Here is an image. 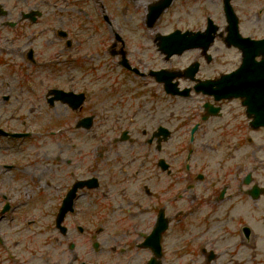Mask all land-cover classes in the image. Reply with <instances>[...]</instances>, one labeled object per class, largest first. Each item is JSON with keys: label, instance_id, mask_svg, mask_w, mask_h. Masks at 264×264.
Returning a JSON list of instances; mask_svg holds the SVG:
<instances>
[{"label": "flooded vegetation", "instance_id": "obj_1", "mask_svg": "<svg viewBox=\"0 0 264 264\" xmlns=\"http://www.w3.org/2000/svg\"><path fill=\"white\" fill-rule=\"evenodd\" d=\"M127 1H124L125 5H123L122 0H115L114 11L120 10L121 5L128 11L137 8L132 0H130L129 7L125 3ZM178 1L181 9L176 16H172L175 11L170 13L176 21L170 29L178 28L183 32H198V42L205 45V50L201 46H196L165 60L170 63L173 58L187 55V58H190L187 59L189 62L196 60L199 63L195 74L196 79L182 77L176 79L180 88L189 89V94L184 97L178 96L185 101L178 104L176 114L180 116L177 123L180 128L178 140L172 145L170 136L175 133L174 129L169 127L170 116L173 114L169 110V94L165 92L162 84L154 81L150 73L151 69L147 67L146 62H138L134 65L140 69L139 72L129 71L125 68L123 71L127 76L137 78L145 89L149 86L148 94L153 91L152 84H156L159 95L162 97L156 106L149 103L150 107L143 106L142 110L138 109L139 112L133 113L113 110L102 102L103 106L98 109L99 117L93 118L90 127H84L79 125L80 121L92 114L88 112L80 115V111L87 104L84 102L73 107V104L78 103L73 101L70 105L63 104L70 116L64 123L73 122L76 117L72 123L75 132L68 131L67 124H62L59 125L61 129L57 126L55 129L45 130L46 134L42 133L39 121L41 117L32 113L36 106L37 108L41 107L42 95L39 89L45 85L42 86L41 83L34 82V80L40 78L41 73L51 81L58 77L55 70L42 69L45 66H50L54 56L58 55L55 51L50 53V57H43L45 50L54 45L52 38L46 35L56 29L54 23L56 16L63 21L59 22L61 28L65 22L70 25H78L79 28L89 27L99 30L109 26L112 29L113 21L106 13L111 10V3L107 1L108 10H105L102 3L104 0H67L66 6L60 5L59 7H76L77 13L67 16L65 20L64 13H59L61 16H58L52 11L57 8L58 2L55 0H50V2L46 0H0V29L4 27V30L10 34L7 36V46L3 47L5 48L3 49L4 55L9 58L8 53L15 50L14 53L17 56L23 57L24 61L19 57L17 60L13 57L10 58L13 59L18 78L25 80L21 87L13 88L17 89L12 91L13 94L9 91L5 93L6 90L0 87V189L15 188L20 184L18 182L23 179L20 176L27 172V168H30L38 173L33 178V181L37 183L33 187V189H37V196L32 195L33 199L30 204L39 205L42 203L41 200L44 197L42 189H51L56 195L58 192L60 194L52 212L54 222L66 196L72 208L66 210L64 222L76 219L87 220L90 208H95V215L98 216L97 221H104L105 217L100 215L103 213L99 212V208L106 207L109 210L116 208L120 214L129 217L131 221L129 225L124 226L126 218L124 216L116 218L115 222L120 229V240L124 241L125 245L119 248V261L112 264H132L131 250H134V253H146L147 256L145 255L141 264H148L147 260L151 257V252L143 245L146 235L154 228L159 218H163L167 223V228L161 236V244L164 238L167 239V244L165 247L162 244L160 264L213 263L219 254L217 251L218 238H220L219 236L225 237L227 234L223 228L225 226L232 232L238 233L242 240L249 241L253 234V229L247 232V229L244 228L246 225L244 220L247 219V216L236 211L235 205H243L244 202L248 205L250 200H254L250 197L251 190L254 185L258 186V183L252 178L247 166L234 167L228 164L229 155L233 156V153L227 154L241 148L242 154L246 155L247 149H250V143L264 141V126L253 125L252 118L249 114L247 115L249 113L247 107L242 104L239 97L214 98V95L219 93V86L215 84V81L238 69L241 54L234 46L227 45V22L224 21L222 24L218 22L215 9L199 8L196 3L200 0ZM212 1L215 5L218 2V0ZM232 1L230 0L231 3ZM219 2L223 14V0H219ZM47 9L54 18L53 21L47 14L48 11L46 13ZM91 13L97 20L96 23L91 21ZM116 19L118 18L115 15L114 30L117 25ZM120 28L121 26L118 24L117 30ZM69 29L72 31L71 34ZM56 33L59 36L57 30ZM245 33L250 34L253 38H264V34H257V32ZM61 34H65L66 38L61 43L60 52L68 51L71 56L70 52L78 50L77 47L83 40L79 41L78 34L74 33L73 28L70 27L61 31ZM116 34L114 33L115 38ZM42 36L45 38L43 39ZM144 36L150 39L145 38L144 41L153 43V34ZM39 38L40 40H38ZM73 42L75 44L72 46ZM115 45L113 50H119L120 53L121 46L124 49L125 40L116 38ZM19 46L26 50L25 53H23L24 50L17 51ZM74 46L77 47L73 48ZM252 51H256V49H252ZM190 53L193 54L190 55ZM126 56L133 65L127 51ZM116 57L120 58L121 56L116 53ZM255 60L260 61L261 57L255 56ZM119 61L118 59L117 64L120 65ZM188 63L185 65L187 66ZM181 64L178 63L179 67L185 66ZM51 81L49 83H52ZM232 81L235 84L240 82L236 79ZM27 83L33 84L31 87L33 91L29 89L30 87L28 88ZM49 86L44 93V98L46 105L53 107L58 102L46 101L49 98L47 93L58 87H53V84ZM6 88L4 87V89ZM230 90L231 93L236 92L238 87L233 86ZM81 91L83 90H75L77 93ZM209 93L213 94L209 95ZM27 100H29V105H26ZM114 104L119 105L118 102ZM138 114L146 125L141 124V120L137 125L135 116ZM32 124L39 130L30 132L27 127ZM194 126L197 127L193 132ZM64 127H66L65 132L62 133ZM161 127H167L170 134L168 132L166 134ZM41 137L44 140L49 137L55 141L56 149L50 152L56 160V166L49 169L42 167V163L38 159L42 149L36 146L35 142L39 141ZM231 141H234L233 146ZM193 142L198 143L197 148L189 147L187 150L188 144ZM9 150L11 153L19 151L21 155L25 154L19 158L7 159L6 155L9 154ZM220 151L226 155H222ZM217 160L224 161L225 164L220 165ZM17 171H20V175ZM7 173L11 174L12 178L6 176ZM41 178L45 181L44 185ZM248 178L252 181H246ZM27 184L26 186L31 187ZM260 191H262L260 194L262 196L264 189L259 188ZM6 195L5 191L0 194V221L5 220L9 225L15 219L17 227V224L25 220L22 215L27 216L31 211L20 213L24 203H21L20 200L13 205ZM4 205H7V209L1 212ZM39 207L43 209L42 206L39 205ZM9 213L12 215L7 218ZM28 220V225H32L35 221L34 219ZM5 225L6 223H3V226ZM79 225H75V230L78 233L84 232V227L81 225V229H79L77 227ZM218 228H222V230H218ZM67 233L66 226L62 236ZM129 234L134 237L128 238ZM184 234L185 236L182 237ZM1 235H3L2 232H0ZM169 237L173 244L166 251ZM91 238L95 239V234H92ZM5 243L6 241L0 237L1 251L4 250L2 246ZM71 243L74 244L69 241L68 248ZM97 243L99 246V241ZM98 246L93 251L97 250ZM112 249L114 248H110V251ZM176 253L177 260L170 261L171 255ZM185 253H189L190 258L182 260ZM2 257L5 258V255ZM7 258L12 261L13 257L7 253ZM25 260H23L24 264ZM16 261L17 257L13 262L16 263Z\"/></svg>", "mask_w": 264, "mask_h": 264}, {"label": "rangeland", "instance_id": "obj_2", "mask_svg": "<svg viewBox=\"0 0 264 264\" xmlns=\"http://www.w3.org/2000/svg\"><path fill=\"white\" fill-rule=\"evenodd\" d=\"M57 3V8L55 10H52L54 14L61 16L62 13H64L65 20L67 16H71L77 13L76 7H70V8H60V5H67V0H55ZM111 3V10L106 11V13L109 15L111 20L113 21L112 26H114V19L115 15L118 19L115 20V23L121 26L120 30H117V25H115L116 32L121 33L124 37L127 39V48L128 51L127 55L130 59H132L133 65L138 64V62L146 61L149 62L148 64H155V67H160L165 65L166 62L161 61L157 56L158 54L154 51L153 45L151 44V41H144L145 38H148L144 36L145 34H150L151 32H146L142 30L141 28H138L139 24L143 21L144 16V10H145V4H143L146 0H138V7L135 9L136 11H128L123 7L125 5L123 2L120 6V10L114 11L115 0H108ZM130 1V0H129ZM149 1V0H147ZM151 1V0H150ZM134 1L132 0V3ZM212 0H200L196 3V6L202 9L211 8L215 9L216 15L218 18L219 23H224L223 14L220 7V2L218 0L217 4H213ZM233 6L239 16L240 19V30L244 32H257V34H264V0H233ZM113 8V9H112ZM110 9V8H109ZM181 5L178 0H175L172 7L169 9V12L166 15H163V17L160 19V21L157 23L155 30L158 32H166L168 31L173 24L176 23L175 19L172 16H176L178 11H180ZM260 12L258 13V11ZM175 11V13L171 16V12ZM61 13V14H59ZM69 13V15H67ZM49 16H51V13H47ZM90 16L92 17V22L96 19L93 18V14L91 13ZM52 21L53 17L51 16ZM51 20V19H50ZM43 21V20H42ZM118 21V23H117ZM63 22L60 17L57 18L54 21L56 24L54 31L51 33H48L46 36H49L53 40V47L50 49H46L44 52L43 57H50V53H54L57 51V56L53 61H58V63H55L51 65V67H45L43 69H49L52 68V70H55V73L58 75L56 79L50 80V78H46L43 76V73H41L40 78H36L34 82L41 83L42 86L39 89L40 94L42 95L40 102L41 107L37 106L33 110L32 114H37V116L41 117L39 118L40 121V131H43V129H55L57 126L64 123V121H67L69 119V113L65 107V105L60 103H55L53 107H48L45 102L44 93L49 85L51 84H57L60 85L61 82H64L68 79L75 82V85H79V87L85 86L89 90V102L87 101V106L84 107L80 111L81 114H87L90 111H95L97 113V107L95 109H92L91 106L93 103L99 104L102 103V98H100V95L102 94L104 97L111 96L109 100L105 102V104L114 110V108L121 107L124 112H127L125 109L126 107H133L135 108L137 105L147 107L149 105V100H151L153 103H159L160 100L158 97H156L158 94L156 85H153L155 89V94L153 97L149 98L148 94L146 93V89H143L141 86L142 83L138 82V79L133 78L132 76H126L122 72L119 66H117L116 60L119 58L113 57L109 53V47L111 45V41L113 39V35L111 33V29L109 26H107L105 29L100 28L98 29H91L89 27H83L79 28L78 25H70L68 23H63V28L60 26V23ZM220 24V25H221ZM73 28V32L78 34L79 39H82L83 42L82 46H74L73 48H76L78 50L74 51L76 54L81 53L83 51L84 54L89 55V58L86 60H82L83 62H71L70 59H68V56L65 53L60 52L62 49L61 43L66 38V36L61 34L62 30H66L67 27ZM58 28V29H57ZM0 33V55L2 57L0 58V72H1V78H0V86L3 88L5 93L7 91L12 93V89L16 88L18 85L24 83V81L20 78H13L9 75L4 73V68L2 67L3 63V55L5 52L3 51V47L7 46L8 39L7 36L10 35L7 30H4V27H2ZM4 30V33L3 31ZM59 33V36L56 33ZM70 30V29H69ZM72 31L70 30V34ZM4 34V36H3ZM64 36V37H63ZM151 36V35H150ZM103 37V38H101ZM44 39L45 37L42 36ZM149 39V38H148ZM40 40V38L38 39ZM55 40V41H54ZM103 40V42H102ZM150 40V39H149ZM20 42L22 40L19 39ZM18 41V42H19ZM100 42V44H99ZM102 42V43H101ZM75 44V42L72 43V46ZM5 45V46H4ZM19 45V44H18ZM57 48V50H56ZM24 50L23 53H25V49L21 46L18 47L17 51ZM100 50L99 54H96ZM15 51V50H14ZM14 51H11L8 53L10 57H13L15 60L21 58L23 60L22 56H17ZM64 51V50H63ZM193 53H190L192 55ZM17 56V57H16ZM7 59V58H5ZM137 61H136V60ZM139 59V60H138ZM187 59V55H182L180 57H176L172 59V62L175 64L179 63L181 65H185L189 61ZM8 60V59H7ZM80 60V59H78ZM141 60V61H140ZM24 61V60H23ZM68 61V62H65ZM23 63V62H21ZM25 63V62H24ZM143 64V63H142ZM26 65V63H25ZM144 66V65H143ZM89 67L90 70L88 73L84 74V78H81V73L84 71L82 68ZM142 68V66H139ZM51 81L52 83H49ZM82 82H86L87 86L84 85ZM47 84V85H46ZM11 85L10 88L4 89L5 86ZM149 87V86H148ZM101 88H105L106 90H100ZM115 88L118 90H115V92H119V95L117 94H111V91H113ZM39 94V95H40ZM123 96V97H122ZM92 97V98H91ZM119 97H122L121 99H117ZM27 104L29 105V100H27ZM118 102L120 103V106H116L112 102ZM171 109L173 105H170ZM99 107H102V105H99ZM129 107V108H130ZM128 108V110H129ZM84 112V113H82ZM156 112V111H154ZM176 112V111H175ZM79 115V116H80ZM141 116H137L136 123L139 124L141 120V124L146 125L142 119L138 118ZM76 119V117L73 119ZM178 117L171 116L169 123L170 127L174 129L175 136L170 141L173 145L178 140V132L180 125L178 123ZM72 121H70L67 124L68 131H72L74 126ZM30 128L38 131L39 129L35 127L33 124L30 126ZM73 132H75L73 130ZM96 133L98 131H95ZM44 134H46L43 131ZM233 142L230 143L233 146ZM54 139L51 138H45V140L41 137L39 141H36V146H39V148L42 149V152L39 153L38 159L39 162L42 163V167H45L46 169H49L50 167L56 166V160L53 158L51 150H55L56 147H54ZM253 144H256V146L250 147V149H247L246 155L242 154V151L240 152H228L233 153V156H230V160L227 162L230 165H238V167L243 166L244 164H247V169L251 170L254 167L262 166L264 165V146H259V142H254ZM172 147V146H171ZM257 151L255 153V151ZM44 152H46L44 154ZM223 152V151H222ZM221 151L220 153L223 154ZM25 153L21 155V153L18 151L16 153H11L9 150V154L6 155L7 159H15L23 156ZM41 155V157H40ZM220 165H224V161L220 162V160H217ZM248 161V163H246ZM110 162V161H109ZM238 163V164H237ZM53 164V166H52ZM216 164V163H215ZM246 166V165H245ZM27 172L25 174H22L20 176L21 179L16 185L15 188L12 189H0V194L4 191L7 193V198L10 200V202L14 205L18 203L20 200L21 203H24V206H21L22 210L20 213H24L28 210L31 212L28 213V215H22L25 217V220L23 222H20V224H17L18 226H15V219L7 224L5 220L0 221V232L3 233L0 237L3 238L6 243L4 246L3 251L0 250V264H24L23 260H25V264H79L81 261L90 262L92 264H112L113 262H118L120 256L118 255L119 248L123 247L125 244H123L124 241L120 240L121 235L120 229L118 227V224L115 222L116 218H120L124 216L123 214H120L119 211L114 209H107L106 207H100L99 212L103 213L100 214L101 216L105 217L104 221H97V215H95V208H90L89 212L87 213V220H81L76 219L75 221L67 220L64 222V224L68 228V233L65 236H62L59 234V232L54 228L53 226V216L52 212L54 210L55 202L57 197L59 198V192L58 195H56L54 192H52L51 189H42V196H44L41 200L42 203L39 205L43 207V209H40L39 205L36 203L30 204L32 201L34 194L36 195V190L33 189L35 181H33V178L35 175H37L36 170H31L30 168L26 169ZM50 172V171H49ZM48 172V176H49ZM18 175H20V171H17ZM261 174L258 175V178L260 179L261 183L264 184V173L260 172ZM6 176L11 177V174L7 173ZM19 177V176H18ZM255 179V178H254ZM41 182L44 185L45 181L43 178H41ZM30 185L31 187L26 186ZM40 184V183H39ZM32 189V191H31ZM52 192V193H51ZM28 193L30 194V197L28 198ZM51 193V194H49ZM49 194V197H48ZM37 196V195H36ZM47 196V197H46ZM35 197V196H34ZM19 203V204H21ZM262 204V203H261ZM1 205V204H0ZM97 209V208H96ZM236 211L242 212L244 215H246L247 219L250 221L249 224L253 228V234L250 238V240H242L238 233L232 232L230 228L227 226L223 227L225 228L226 235L225 237L219 236L218 238V249L219 254L216 257V260L211 264H262L264 262V237L262 233H260V230L257 227V223L262 221L263 219V205L262 210H259L257 205L255 204L254 207H250L249 204L247 205L245 202L243 205L236 206ZM78 211V210H76ZM12 215L9 213L7 215V218ZM31 216V217H30ZM262 217V219H261ZM126 218L125 225H129V222L131 221L129 217L124 216ZM28 219H34V223L32 225H28ZM248 220H245L248 222ZM3 223H6L5 226H3ZM81 224L85 231L82 233H78L75 230L74 224ZM102 227V230L97 233L95 236V240L99 241L98 249L93 251L90 242H92V234L96 231L97 227ZM218 230H222V228H218ZM195 231V229H193ZM119 236H118V235ZM185 234L182 236L184 237ZM134 237V235L129 234L128 238ZM262 237V238H261ZM186 238V237H185ZM183 238V239H185ZM136 239V237H135ZM126 240V239H125ZM129 240V239H128ZM169 245L166 246V251L170 246H172V239L170 237L168 238ZM72 241L75 244V247L70 250L68 249V242ZM130 241V240H129ZM166 241V243H165ZM18 242V243H17ZM163 246L167 244V239H163ZM112 251H110V248ZM131 250V249H130ZM104 251V252H103ZM133 254V263L132 264H141L143 263L144 258L147 256L146 253H134V250H131ZM141 251V250H139ZM7 253L12 255V261L7 258ZM5 255V258L2 257ZM146 255V256H145ZM142 256V257H141ZM17 257L16 263L13 262V260ZM177 253L175 255H171V260L173 262L177 260ZM175 258V259H174ZM185 258H190L189 253H185L183 255L182 260H185ZM124 260V259H123ZM238 260V261H237ZM185 262V261H184Z\"/></svg>", "mask_w": 264, "mask_h": 264}]
</instances>
